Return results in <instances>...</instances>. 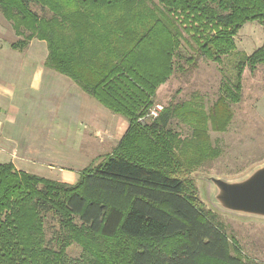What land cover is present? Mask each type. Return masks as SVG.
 <instances>
[{"label":"trees","instance_id":"1","mask_svg":"<svg viewBox=\"0 0 264 264\" xmlns=\"http://www.w3.org/2000/svg\"><path fill=\"white\" fill-rule=\"evenodd\" d=\"M0 2L4 12L46 39L48 68L129 122L112 154L81 171L75 184L0 165V264H253L231 245L217 214L188 185L190 161L182 164L166 151V164L163 148L154 145L157 134L169 129L177 106H166L150 128L136 121L138 109L167 81L179 57L175 48L182 32L172 17L176 9L184 13L185 23L186 17L194 18L193 25H185L194 41L211 23L221 30L201 50L208 55L213 46L217 56L235 48L231 36L244 22L264 23V0H164L169 17L157 11L149 16L155 19L140 23L132 0H72L78 9L67 13L62 8L66 11L68 0ZM39 5L42 11L53 8V15L38 18L31 8ZM12 48L22 49L20 44ZM128 77L132 80L122 85L120 80ZM50 221L58 230L48 239ZM119 236L136 248L98 240ZM168 242L170 247L161 246ZM73 244L83 249L78 262L67 254Z\"/></svg>","mask_w":264,"mask_h":264},{"label":"rangeland","instance_id":"2","mask_svg":"<svg viewBox=\"0 0 264 264\" xmlns=\"http://www.w3.org/2000/svg\"><path fill=\"white\" fill-rule=\"evenodd\" d=\"M54 2L55 0H50V3ZM132 2L139 19L135 21L138 23L141 20L155 19L149 16L157 11L169 17L170 8L164 0H132ZM67 4L66 11L62 8L65 13L71 9H78L72 5V0H68ZM1 7L0 2V44L10 53L7 62L25 65L43 64L47 67L49 49L46 39H41L19 17L13 13L4 12ZM41 7L39 5L31 8L33 13H37L38 18L42 16L49 18L53 15V8L51 10L46 6V10L42 11ZM184 16L179 9L172 14L179 31L182 32L181 40L175 48L179 57L175 63L172 62L174 64L172 73L167 77V81L157 86L155 94L149 96V103L143 104L138 109L136 122L143 128H150L156 121L152 113L158 108L157 106L163 109L169 104L177 106V115L169 129L158 133L157 136L154 135L156 136L154 145L163 148L161 155L165 154L163 161L166 164L169 162L166 157L167 152L170 156L174 155L181 160L179 162L182 164L190 161L193 168L187 181L200 202L217 214L231 245L240 251L245 261L264 264V219L219 211L209 201L211 186L201 179L204 176L238 179L264 162V56L257 55L260 51L264 52V23L260 20L244 22L231 36L235 48L216 56L213 46L208 50V55L201 50L202 46L211 43L220 35L221 30L211 23L207 30L203 29L204 36L194 41L185 31L186 26L193 25L194 18L186 17V24ZM14 44H20L22 49L12 48ZM212 52L215 55L213 57L210 56ZM13 53L16 57L12 59ZM257 57H260L259 61ZM75 67L77 65H73V68ZM55 72L70 79L76 88L88 96L90 102L113 113L106 105L85 93L71 78ZM124 76L128 75L125 73ZM128 79L132 80L129 77L121 79V84L126 86L124 80ZM139 88L143 87L139 86ZM119 117L125 119L121 115ZM103 149H107L105 145L99 148V150ZM115 149L116 147L98 156L89 166L98 165ZM10 164L20 173L31 174L53 182L59 181L53 175L34 174L26 165ZM170 167L176 169L174 166ZM78 178L79 175L77 180ZM55 230H58V224L55 221L47 223L48 239L52 238ZM98 240L103 245L120 244L127 246L130 250L137 246L136 243L122 236L114 240L107 241L102 238ZM161 246L168 248L171 242L162 243ZM67 254L69 259L78 262L83 249L80 245L73 244L68 247ZM98 259V257H91V260Z\"/></svg>","mask_w":264,"mask_h":264},{"label":"crops","instance_id":"3","mask_svg":"<svg viewBox=\"0 0 264 264\" xmlns=\"http://www.w3.org/2000/svg\"><path fill=\"white\" fill-rule=\"evenodd\" d=\"M9 54L0 44V165H26L75 183L117 147L129 123L90 102L70 79L43 64L8 63Z\"/></svg>","mask_w":264,"mask_h":264},{"label":"water","instance_id":"4","mask_svg":"<svg viewBox=\"0 0 264 264\" xmlns=\"http://www.w3.org/2000/svg\"><path fill=\"white\" fill-rule=\"evenodd\" d=\"M201 179L211 186L209 201L219 211L264 219V162L238 179Z\"/></svg>","mask_w":264,"mask_h":264},{"label":"built area","instance_id":"5","mask_svg":"<svg viewBox=\"0 0 264 264\" xmlns=\"http://www.w3.org/2000/svg\"><path fill=\"white\" fill-rule=\"evenodd\" d=\"M158 108H156L154 111H153V115L157 118L159 116V114L163 111V108L161 106H157Z\"/></svg>","mask_w":264,"mask_h":264}]
</instances>
